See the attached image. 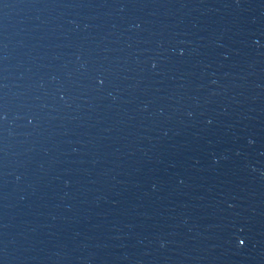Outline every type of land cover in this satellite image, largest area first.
<instances>
[{"label": "water", "instance_id": "1", "mask_svg": "<svg viewBox=\"0 0 264 264\" xmlns=\"http://www.w3.org/2000/svg\"><path fill=\"white\" fill-rule=\"evenodd\" d=\"M0 264H264V0H0Z\"/></svg>", "mask_w": 264, "mask_h": 264}]
</instances>
